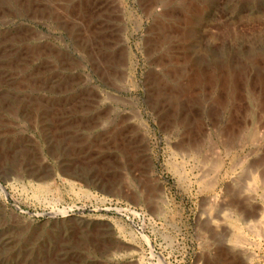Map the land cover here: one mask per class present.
Instances as JSON below:
<instances>
[{
	"label": "rangeland",
	"instance_id": "rangeland-1",
	"mask_svg": "<svg viewBox=\"0 0 264 264\" xmlns=\"http://www.w3.org/2000/svg\"><path fill=\"white\" fill-rule=\"evenodd\" d=\"M187 1L0 0V264H264V0Z\"/></svg>",
	"mask_w": 264,
	"mask_h": 264
},
{
	"label": "bare ground",
	"instance_id": "bare-ground-1",
	"mask_svg": "<svg viewBox=\"0 0 264 264\" xmlns=\"http://www.w3.org/2000/svg\"><path fill=\"white\" fill-rule=\"evenodd\" d=\"M184 1V6H185V11H186V14H185V11H183L182 13L183 14H185V20L187 21V22H191V21H195L196 20V18H195V8L194 9H192V7H191V5H190V3L187 1V0H183ZM182 3V2H181ZM109 4V3H108ZM182 5V6H183ZM79 9H80V7H79ZM86 9V8H85ZM184 10V9H183ZM199 12V11H198ZM200 13V12H199ZM162 19V18H161ZM192 26V25H191ZM169 31V30H168ZM167 31V32H168ZM81 36V35H80ZM77 38V37H76ZM157 42V41H156ZM98 44V43H97ZM203 66V65H202ZM255 66V65H254ZM186 67V66H185ZM189 67V66H188ZM192 67V66H191ZM193 68V67H192ZM202 69H205V72H204V74L201 72V70ZM215 69V68H214ZM221 70V69H220ZM194 71V70H193ZM195 72V71H194ZM194 72L192 73V74H194ZM215 70H212V69H210V66L208 67V68H205V67H202L201 69L200 68H198V70L196 71V73H195V77L193 78L192 76V78H193V80H187L188 81V83H189V88L191 89V90H193V92H195V91H198L196 88H198L199 89V92H202V91H205L208 87H212V84L214 83H216L217 85H219V84H222V82L220 81V80H218L217 78H216V82H213L212 80H214V74H215ZM236 72V71H235ZM234 72V73H235ZM229 75H228V77H226L227 78V80H229V82L231 83L233 80H231V78L232 79H234L235 81H236V79H238L239 77V75L237 76L236 74H233V77H232V74H231V72L230 73H228ZM186 76H187V74H186ZM218 77H220L221 78V80L223 81V78H224V76H223V73L221 74V75H219ZM263 74L261 73V72H259V71H257V72H254V73H251L250 74V77H247L246 78V82L247 83H249V79L252 81L253 79H257V81H262L261 79H263ZM224 80H226L225 78H224ZM187 84V83H186ZM213 84V85H214ZM225 85V84H224ZM226 85H228L227 83H226ZM230 85V84H229ZM233 85V84H232ZM208 86V87H207ZM215 86V85H214ZM227 87V86H226ZM229 87V86H228ZM220 88L221 89H224L225 87L224 86H220ZM220 88H218V90H221ZM230 88H232L231 86H230ZM227 89H229V88H227ZM234 89H237V85L236 84H234ZM234 89H230L228 92H229V95L231 96L232 94H230V92H233L234 91ZM248 89V88H247ZM225 92H227V91H225ZM227 92V93H228ZM221 93H222V90L220 91V95H221ZM234 93V92H233ZM219 94V93H218ZM229 95H228V97H229ZM195 96V95H194ZM228 97H226V98H228ZM184 101V100H183ZM255 135V137L256 136H258V135H256V134H254ZM253 137V136H252ZM220 159V158H219ZM220 164V163H219ZM226 171H227V169H226ZM226 173V172H225ZM228 174V173H227ZM227 174H225V175H227ZM223 176V175H222ZM217 178H218V175H217ZM185 179V178H184ZM217 183V182H216ZM210 184V183H209ZM218 184V183H217ZM0 186H1V183H0ZM208 186V185H207ZM213 186V185H212ZM213 188H214V186H213ZM58 213H63L64 215H69V213H70V211H65V210H60L59 212H54L53 214H51V215H57ZM135 213V212H134ZM136 215L138 214V213H135ZM144 239H145V241H146V243L151 247V251H152V254H151V256H152V258H157L158 259V263L159 264H167L166 262H165V259L163 258V256H158V255H156L155 254V252H154V247H153V245H152V243H151V241H150V239L146 236V237H144ZM117 244V243H116ZM126 247V246H125ZM131 247V246H130ZM134 247V246H133ZM115 248V247H114ZM135 249H136V247H135ZM121 250V249H120ZM119 250V251H120ZM136 250H140V248L139 249H136ZM142 251V250H141ZM122 252H124V251H122ZM128 252V251H127ZM132 253V252H131Z\"/></svg>",
	"mask_w": 264,
	"mask_h": 264
}]
</instances>
